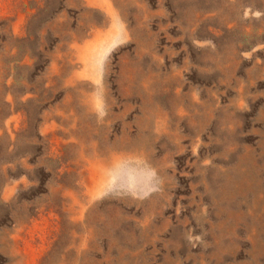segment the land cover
I'll list each match as a JSON object with an SVG mask.
<instances>
[{
  "label": "rangeland",
  "instance_id": "374dc122",
  "mask_svg": "<svg viewBox=\"0 0 264 264\" xmlns=\"http://www.w3.org/2000/svg\"><path fill=\"white\" fill-rule=\"evenodd\" d=\"M0 264H264V0H0Z\"/></svg>",
  "mask_w": 264,
  "mask_h": 264
}]
</instances>
